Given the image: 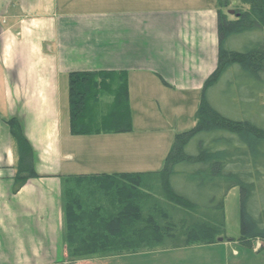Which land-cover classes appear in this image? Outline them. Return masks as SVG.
<instances>
[{
    "label": "crops",
    "instance_id": "0c3cea01",
    "mask_svg": "<svg viewBox=\"0 0 264 264\" xmlns=\"http://www.w3.org/2000/svg\"><path fill=\"white\" fill-rule=\"evenodd\" d=\"M219 11L218 0H0V264L68 258L67 178L163 168L176 135L195 126L202 89L218 66ZM99 72L127 74L132 133L72 135L69 76ZM11 119L31 145L38 175L17 193Z\"/></svg>",
    "mask_w": 264,
    "mask_h": 264
},
{
    "label": "trees",
    "instance_id": "16d2710c",
    "mask_svg": "<svg viewBox=\"0 0 264 264\" xmlns=\"http://www.w3.org/2000/svg\"><path fill=\"white\" fill-rule=\"evenodd\" d=\"M231 1L218 0L220 10ZM239 1L250 10L236 20L219 11L218 66L202 89L195 126L176 135L163 168L67 178L71 261L214 246L225 236V198L235 188L240 189L238 244L252 248L260 241L264 250V104L255 119L246 117L241 105L262 103L264 95V39L254 36L258 28L264 31V0ZM246 35L258 43L240 52L229 48V41ZM225 78L236 98L230 118L209 100ZM69 108L73 136L133 132L126 73L70 74ZM8 125L18 150L17 193L38 175L20 123L11 119Z\"/></svg>",
    "mask_w": 264,
    "mask_h": 264
},
{
    "label": "rangeland",
    "instance_id": "374dc122",
    "mask_svg": "<svg viewBox=\"0 0 264 264\" xmlns=\"http://www.w3.org/2000/svg\"><path fill=\"white\" fill-rule=\"evenodd\" d=\"M249 10L250 6L243 4L239 0H232L229 7L221 9V11L225 13L230 20H236L240 15L239 13H244ZM231 11L234 12L233 15L230 14ZM254 36L264 39V31L258 28ZM257 43L258 41L255 40V38L250 37V35H246L244 37H236L229 41V48L240 52L249 46L251 47L256 45ZM229 82V78H225L219 86L212 90L209 95V100L216 109L223 112V115L230 118L236 113L234 110L236 98ZM248 95L249 91L244 90V96L247 97ZM261 102L262 103L256 102L255 105L248 101L242 103V110L246 117L251 119L257 118L260 114L258 108H260V105L264 104V95L261 96ZM238 109L240 110V108ZM148 155L154 154L148 153ZM96 160L92 157L88 159L91 163H97ZM125 164L126 163H124V165ZM82 170L83 169H81V171ZM36 187H39V184H36ZM224 207V216L226 221L225 238H220L223 239V241L219 242L218 240V244L214 245L212 248L202 246L199 248L183 249L180 251L168 250L137 255L115 257L92 256L75 261H71L68 256L67 259L63 260V262H65V264H128L129 262L127 263V260L124 261L117 259H198L197 261L200 262L199 264H264V250H262V242L255 241L252 248H245L238 244V240L241 237L239 188L232 189L229 192L225 198ZM224 239L227 240L224 241Z\"/></svg>",
    "mask_w": 264,
    "mask_h": 264
},
{
    "label": "water",
    "instance_id": "95a60500",
    "mask_svg": "<svg viewBox=\"0 0 264 264\" xmlns=\"http://www.w3.org/2000/svg\"><path fill=\"white\" fill-rule=\"evenodd\" d=\"M230 14H231V15H233V14H234V12H233V11H231V12H230ZM222 241H223V239H219V242H222Z\"/></svg>",
    "mask_w": 264,
    "mask_h": 264
}]
</instances>
